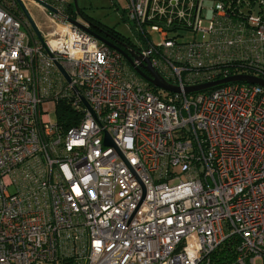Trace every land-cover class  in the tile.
I'll use <instances>...</instances> for the list:
<instances>
[{"label": "built area", "instance_id": "1", "mask_svg": "<svg viewBox=\"0 0 264 264\" xmlns=\"http://www.w3.org/2000/svg\"><path fill=\"white\" fill-rule=\"evenodd\" d=\"M40 1L57 12L38 39L0 0V264H264V87L183 92L264 81V0H127L135 65L180 93Z\"/></svg>", "mask_w": 264, "mask_h": 264}, {"label": "rangeland", "instance_id": "2", "mask_svg": "<svg viewBox=\"0 0 264 264\" xmlns=\"http://www.w3.org/2000/svg\"><path fill=\"white\" fill-rule=\"evenodd\" d=\"M63 1L66 7L74 11L75 13L74 0ZM76 2L80 13H83L98 24L114 28L115 31L119 32L121 35L131 38L132 40L137 41L138 43L140 42L139 40H137V33L129 27L128 23L123 18V10L127 7V0H76ZM205 3L207 5H211L212 3L216 4L217 1H206ZM23 8L27 13L28 17L35 24L41 35L52 32L50 19L48 18L45 12L36 8L33 4H31V2H24ZM70 16L73 20L77 21L78 23H83V20L78 15V17H76V13L70 14ZM25 18L27 20L26 16ZM149 30L150 28H148V31ZM22 31L25 30L22 29ZM150 34L153 41L158 42L160 40L158 38V34L151 32ZM176 35L181 36L177 38L179 43H187L199 38V36H195L194 33H192L191 31L186 30H179L170 33L171 37H174ZM43 110L48 112L51 122H56L55 106L53 104H44Z\"/></svg>", "mask_w": 264, "mask_h": 264}, {"label": "water", "instance_id": "3", "mask_svg": "<svg viewBox=\"0 0 264 264\" xmlns=\"http://www.w3.org/2000/svg\"><path fill=\"white\" fill-rule=\"evenodd\" d=\"M16 1L21 6V9L23 11L24 16L27 17V22H28L29 26L31 27V29L33 30L35 35L38 37V39H41L40 32L38 31V29L35 26V24L33 23V21L28 17V15L25 12L24 8L20 4V0H16ZM34 2L36 4H38L40 7L44 8V9H46V10L52 12V13H56L57 12L54 8H52L50 5L46 4L43 1L34 0ZM74 9H75L76 15L80 16L81 13H80V11L78 9L76 0H74ZM69 22L72 23L75 26H78V27L86 30L91 35H93L96 39H98L100 42L106 44L111 49H113V50L117 51L118 53H120L124 57V59L126 60L128 65L134 70V72L138 76H140L143 80H145L147 83L152 85L153 87H155L157 89H161V90L169 92V93H180L181 92L180 88L175 87V86L169 84L168 82H166L165 79L152 67V65H151L149 60L145 59L143 61V63H141L139 66H136L134 61L140 60L141 58H140L139 55H136L133 51H131V50H128V51L127 50L126 51L122 50L121 48H124V49H126V48L124 46H117L115 44H112V43L108 42L104 38L98 36L96 33L91 31V29H87V28L81 26L80 23H78L77 21H75L73 19H70ZM56 67L59 70V72L64 76V78L66 80H69L68 76L66 75V73L64 72L62 67L60 65H58V64H56ZM229 82H245V83L255 84V85H259V86L264 87V81H262V80H259V79L253 78V77H248V76H234V77H231V78L219 80V81L212 82V83H207V84L198 85V86H192V87H186V88L183 89V92L185 94H193V93L201 92V91L210 89L212 87H215V86H218V85H221V84H225V83H229ZM82 103H83V105L86 108H89L87 102L84 99H82ZM105 144L106 145H112V142H111V140H110V138L108 136L105 137Z\"/></svg>", "mask_w": 264, "mask_h": 264}, {"label": "trees", "instance_id": "4", "mask_svg": "<svg viewBox=\"0 0 264 264\" xmlns=\"http://www.w3.org/2000/svg\"><path fill=\"white\" fill-rule=\"evenodd\" d=\"M98 25L102 26V28L106 31L107 35L112 37L114 41H117L119 42V44H121V46H124L126 48H123L124 51L131 50L133 52H137V50L140 49L141 46L138 44L137 41H134L131 38L121 35L119 32L115 31L114 28L101 24ZM140 37L141 35L137 34V40H139ZM75 120L76 115L69 107L64 106L62 103L57 104L56 123L61 124L63 130L69 129L74 124L73 122Z\"/></svg>", "mask_w": 264, "mask_h": 264}, {"label": "flooded vegetation", "instance_id": "5", "mask_svg": "<svg viewBox=\"0 0 264 264\" xmlns=\"http://www.w3.org/2000/svg\"><path fill=\"white\" fill-rule=\"evenodd\" d=\"M70 11H71V14H75L76 13V12L74 13V11H72V10H70ZM80 16L79 17L83 20V24H86L88 26V28L91 29V31H93L94 33H96L98 36L104 38L108 42H110L112 44H115L117 46H121L119 44V42L114 41L112 37H110L109 35H107L106 31L102 28V26L98 25V23L94 22L91 18L87 17L83 13H81ZM76 17H78V16L76 15ZM121 49L124 50L123 48H121Z\"/></svg>", "mask_w": 264, "mask_h": 264}, {"label": "crops", "instance_id": "6", "mask_svg": "<svg viewBox=\"0 0 264 264\" xmlns=\"http://www.w3.org/2000/svg\"><path fill=\"white\" fill-rule=\"evenodd\" d=\"M31 4H33L36 8H38L39 10H43L41 7H39L38 5H36V4H34V3H31ZM66 13H67V15L68 16H70V14H71V11L69 10V9H67L66 10Z\"/></svg>", "mask_w": 264, "mask_h": 264}]
</instances>
